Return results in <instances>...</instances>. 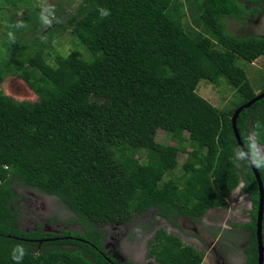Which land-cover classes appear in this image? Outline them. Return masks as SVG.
<instances>
[{"label": "trees", "instance_id": "trees-1", "mask_svg": "<svg viewBox=\"0 0 264 264\" xmlns=\"http://www.w3.org/2000/svg\"><path fill=\"white\" fill-rule=\"evenodd\" d=\"M26 1L0 6L15 10ZM261 2L82 0L63 21L66 11H54L50 25L41 12L8 21L12 39L3 46L13 57L0 68V83L15 75L39 101L0 90V264H140L111 254L97 226L151 213L174 226L179 218L199 221L225 208L241 182L252 203L251 221L240 226L249 234L245 264H258L260 192L232 117L264 93H255L237 64L264 57V36L231 35L227 20L261 15ZM53 25L52 34L71 29L85 52L57 53L51 64V43L25 39ZM221 78L242 99L228 110L198 93L201 81L219 86ZM237 128L264 184V158L254 147L264 145V99L242 111ZM160 129L174 145L157 142ZM181 152L188 154L182 174L172 176ZM19 188L57 198L82 231L24 230ZM149 245L148 257L159 264L204 263L203 253L164 229Z\"/></svg>", "mask_w": 264, "mask_h": 264}, {"label": "rangeland", "instance_id": "rangeland-1", "mask_svg": "<svg viewBox=\"0 0 264 264\" xmlns=\"http://www.w3.org/2000/svg\"><path fill=\"white\" fill-rule=\"evenodd\" d=\"M261 1L260 7L264 10V0ZM29 2L31 5H28ZM81 2L82 0H27L25 4H20L15 10L12 7L9 8L10 6H0V68H3L5 62L13 57V53L9 51L11 47L3 46L8 39H12L8 35L7 29L9 20L21 24L23 18L34 12H41L42 14L47 13L45 16L43 14V24L50 25L56 13L54 11L65 10V13H70L68 16L70 17L76 12ZM0 5L3 3L0 2ZM48 12H51L50 15ZM185 13L188 15L184 20L190 22L193 18L191 11L186 8ZM227 23V30L231 35L242 38L264 36V11L259 16H252L247 22L228 19ZM55 28L56 26L53 25L47 32H39V34L31 36L26 35L25 39L32 43V39L40 36L41 42L43 40L46 44L51 43L52 49L46 48V52L51 54L49 60L51 64L54 63V57L57 53L68 55L77 49L82 53L85 52L79 46L78 39L71 29H56L57 32L52 34ZM237 64L247 71L255 93L259 94L264 88V57L259 58L253 64L243 60H239ZM0 90L19 101H39V97L29 88L28 84L12 74H9L4 82L0 83ZM198 93L219 110H228L233 105L242 102L236 89L225 78L220 79L219 86H215L206 80L201 81ZM156 139L160 144L174 145L171 137L161 129ZM254 147L259 157L264 158V145L254 143ZM188 151H191L190 147ZM187 157L188 154L179 153V165L172 176L182 174V166ZM243 187L244 183L241 182L228 198V205L225 208L211 209L199 221L179 218L178 226H174L167 220L155 216V213H151L136 216L123 226L110 225L104 227L98 225L97 228L106 232L107 248L121 261L130 260L140 264H159L153 258L148 257L149 243L159 229H164L168 234L178 236L184 244L193 246L203 253L205 256L203 264H245L247 259L245 250L249 244V234L240 226L251 221L252 203L249 196L242 193ZM18 194L21 227L24 230L32 231L36 229L37 225H42L45 231L54 233H60L63 230L82 231V227L75 223L77 220L75 214L57 198L24 188H19Z\"/></svg>", "mask_w": 264, "mask_h": 264}, {"label": "water", "instance_id": "water-1", "mask_svg": "<svg viewBox=\"0 0 264 264\" xmlns=\"http://www.w3.org/2000/svg\"><path fill=\"white\" fill-rule=\"evenodd\" d=\"M70 13H68L63 19L68 17ZM264 99V93L258 95L255 99L251 100L250 102L244 104L243 106L239 107L233 117H232V124H233V130L236 135L237 141L239 146L241 147L254 175L258 183L259 187V192H260V200H259V209H258V219H257V240H258V253H259V258H258V264H264V245H263V217H264V184L261 178V175L259 173V170L250 155L247 147L245 146L244 142L241 139V136L239 134L238 128H237V121L242 113L243 110L248 109L252 107L253 104L256 102Z\"/></svg>", "mask_w": 264, "mask_h": 264}, {"label": "clouds", "instance_id": "clouds-1", "mask_svg": "<svg viewBox=\"0 0 264 264\" xmlns=\"http://www.w3.org/2000/svg\"><path fill=\"white\" fill-rule=\"evenodd\" d=\"M103 15H107V13L105 12V13H102Z\"/></svg>", "mask_w": 264, "mask_h": 264}]
</instances>
